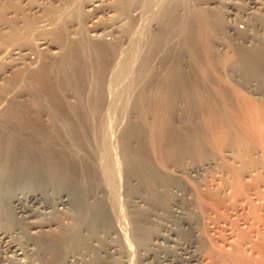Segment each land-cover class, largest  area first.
<instances>
[{
  "label": "rangeland",
  "instance_id": "374dc122",
  "mask_svg": "<svg viewBox=\"0 0 264 264\" xmlns=\"http://www.w3.org/2000/svg\"><path fill=\"white\" fill-rule=\"evenodd\" d=\"M209 1L177 0L175 8L181 7L177 15L180 12L182 24L173 19L172 29L162 31L159 24L167 23L165 17V22H160V13L170 0H0V161L4 163L0 185L9 184L11 192L21 188L37 193L51 186V196L63 190L73 198L55 210L26 211L22 214L26 218H19V213L15 216L10 210L9 198L2 197L0 231L3 227L15 230L17 225L27 230L31 222L50 223L46 232L56 240L57 233L75 224L81 205L79 197L73 196L76 185L73 180H62L58 172L65 174L72 161L68 155L74 154L81 159L83 174H89L86 189L89 191L94 184L89 182L91 173L100 181V210L111 213L114 224L123 227L130 243L129 264H159L164 256L171 259V264H186L187 250L198 257L187 264H237L232 258L239 250L232 222L243 230H255L260 224L253 217H264V172L258 173L262 181L248 188L251 201L228 188L233 179L231 168L251 169L259 160L250 128L255 115L250 111L255 103L264 108V96L246 86L241 65L245 57L249 60L248 54L251 56L247 49L264 41V0H227L222 4ZM157 32L166 39L155 45L152 41ZM94 45L108 47L104 49L107 53L102 52L104 60H96L99 57L92 49ZM160 111L166 112L165 125L158 123ZM194 137L198 139L193 143ZM129 155V160L145 161L164 172L165 185L158 183L157 190L148 191L139 179V168L131 172ZM207 161L215 163L200 173L192 172ZM103 166L112 175L114 196L107 193L111 181L103 182ZM46 172L54 176L49 187ZM252 174L256 181L258 176ZM68 175L77 179L76 164L72 165V175ZM130 184L132 190L127 189ZM181 186L186 188L183 202L178 203L183 209L172 207L178 209L177 214L168 207L174 200L178 202L176 194H181ZM221 187L226 190L221 192ZM133 194L145 197L146 203L140 207L154 217L155 224H150L148 233L163 231L174 238L156 241V255L150 253L146 260L144 246L131 232ZM50 198L45 196L27 205L38 207ZM187 215L201 219V240L191 247L188 241L193 240L181 228L182 217ZM100 226L96 225V234L112 241ZM18 230L10 240L27 239L25 232ZM260 237H264L262 232ZM44 243L30 246L36 251ZM244 245V254L251 253L253 264H259L255 262H259L260 252ZM4 247L0 241V253ZM101 254L87 259L94 257L93 264H118L107 252ZM51 257L39 252L30 260L47 264ZM222 257L228 261H222Z\"/></svg>",
  "mask_w": 264,
  "mask_h": 264
},
{
  "label": "bare ground",
  "instance_id": "6f19581e",
  "mask_svg": "<svg viewBox=\"0 0 264 264\" xmlns=\"http://www.w3.org/2000/svg\"><path fill=\"white\" fill-rule=\"evenodd\" d=\"M176 1L177 0H170L169 5L167 4L168 5L167 8L164 7L166 9L165 10L163 9L164 11H162V14L160 13L161 19L163 17V19L160 20V22H162V21L165 22L166 21V23H167V24H164V23H162V24L160 23L159 24V26L161 25L160 27H161L162 31L163 30L164 31H166V30L170 31L172 29L171 26L173 27V25H171V24H174V23H172V20L173 19H175V20L178 21L177 24H179V23L182 24L180 22V21H182V19L179 21V17H178V15H179L180 12L177 15V12L180 11L179 9L181 7L178 10H176L178 8V5H177V8H175V6L177 4ZM215 2L222 4V3H227V0H212V1H209V3H215ZM183 4H186V3L184 2ZM192 6H194V5H192ZM195 8H194V10L199 9V8H197V9H195ZM158 9H160V8H158ZM192 9H193V7H192ZM160 10H162V8ZM183 11H186V10H183ZM159 12H161V11H159ZM192 13L193 12H191L190 14H192ZM184 14L186 15V13H184ZM190 14H187V15L190 16ZM196 14L198 15L199 13L198 12L195 13V16H196ZM164 17L166 18L165 21H164V19H165ZM176 17H178V18L176 19ZM180 17L183 18L182 16H180ZM167 19H168V21L171 20V22L170 21L167 22ZM173 22H175V24H176V21H173ZM183 24H185V23H183ZM179 26H177V27H179ZM229 27H231V26H229ZM183 28H184V25H183ZM180 29H182V26H181ZM173 30H174V28H173ZM176 30H177V28H176ZM155 31H156V29H155ZM157 31H161V30L158 29ZM239 31H241V30L239 29ZM180 32H181V30H180ZM236 33H239L238 30L236 31ZM162 34H165V33H162ZM167 35H169V33ZM184 36L187 37V35L184 34L183 35V38H185ZM164 37H162V35H160L159 32H157L155 34L154 38H153L154 40L152 41L153 42L152 44H155V45L156 44H159L160 42H162V38H164ZM183 38H182L183 41L187 39V38L186 39H183ZM164 39H166V38H164ZM180 40H179V42H180ZM163 42H167V41H163ZM100 47L101 46H99V45H97V46L94 45V48L92 47V49H94V53L97 54V56L99 57L96 60H100L101 57L104 60V53H107V52H104V49H107L108 47L107 48H104V49H101ZM244 49H247V48L245 47ZM247 50H248V52H247ZM247 50H246V52L247 53H251V56L248 54L249 60L248 59L245 60L246 59V57H245V59L242 61L244 64L241 63V64H243V65H241L242 66V68H241L242 73L241 74H242V76L246 77V79L244 78L245 79L246 86L252 92L259 93V95L261 94V97H262V96H264V41L262 42V45H260V46L259 45H256V46L254 45L253 47H251L250 49H247ZM102 52H104V53H102ZM207 52H209V51H207ZM244 53H245V51H244ZM244 53H241V54H244ZM95 58H97V57H95ZM127 60H129V58ZM100 61H102V60H100ZM123 63H126V62H122V64ZM127 63H128V67H129V63L130 62L127 61ZM99 64H100V62H99ZM99 64L97 66L98 69H99ZM145 69H146V67H145ZM247 106H249V104ZM252 106H253L252 107V111H250L251 109L249 111L250 112H253L252 114H254L255 116L253 118H252V116H250L252 118L251 121H250L251 122V124H250L251 127L250 128L252 129V131L255 134L254 135L255 145L259 149V150L256 151V159L257 160L259 159V160L258 161L256 160L257 162L254 163L255 166L253 165L254 167H252L251 169L248 166H247L248 167L247 169H245V168L243 169L241 167L240 168L241 170L238 169V168L237 169H233V170H232V168H231V170L229 169L230 171H232L231 177L233 179H232V181H230L231 184L228 183L229 184L228 188L229 187L230 188H233L234 192L237 195L242 196L243 197V200H245V201L246 200L248 201L250 199L249 196H250L251 192L248 191L249 186H251L252 184L254 185L255 183L256 184L259 183L258 181H260L261 178L258 175V173L260 172L259 174H262L264 172V167L262 166V164L260 162V159L263 160L262 163L264 162V113H263V111H264L263 109L264 108L262 107V105H259V104H256V103H255V105H252ZM250 112L249 113L247 112V113L250 114ZM165 115H166V112H164V111H160L159 112V114H158V123H159V125H165V121H166L165 120ZM247 118H249V117H247ZM163 128H162V130H163ZM197 139L198 138H195L194 137L193 143L195 141H197ZM191 140L189 142H191ZM198 142H200V141H198ZM190 144H192V143H190ZM252 148H253V146H252ZM258 151H260V152H258ZM125 156H126V154H125ZM68 157H70V159L72 160L70 163L72 165H75L76 164L77 168L79 169V175L77 176V179H75V181H74V177L68 175V173H70L72 175V165L71 164L68 165V167H67L68 169H66L65 174H62L60 171H58V172L61 174L62 180L68 181L69 183H70V181L73 180L72 182H74L75 185H76V193L73 196L76 197V198L79 197V200L81 202V205L78 207V208H80V209H78L79 210V219H77V221L75 222V224H73V225L70 224L69 226H67L64 229V231H62L60 234L57 233L56 235H58L59 238H57L56 240H53L52 238L50 239V237H48L49 236L48 235L49 232L48 233L46 232V231H48V229L50 227V223L36 224V223L31 222V224L29 225L30 227H28V229L26 228L27 230H25L23 227H20L19 225H17V228L15 230H11L13 228H11V229L9 228L10 231L7 230V229H5L3 227V229L0 231V241L5 243V247L3 248V250L0 253V262L2 260V262H4L5 264L6 263L7 264H38V263H36V262L33 261V258H32V260H30V257L33 256V255L34 256L35 255H39V252H42L43 254L48 253V254H52L53 255V257H51L50 262H47V264H93L92 259L94 257L93 258L91 257L90 259H87V257H90L91 255H95L96 257L99 258L101 252L104 251V252H107V254H109V256L112 259L117 260L118 264H129V261H128V255H129L128 249H129L130 243L127 240L125 231L122 229L123 227H121L119 225L120 223L119 224H117V223L114 224L115 221H114L113 215H111V213H109L107 211L100 210V208L103 207V205H102V196L99 195L101 193V191H99L100 181L96 178L95 175H93V173H91V175H90L91 177H90L89 182H90L91 185L93 183L94 184L91 186L90 190L88 191V189H86V183H88L87 182V179L89 178L88 177L89 174H87V176L85 174H83V168L81 166V161H80L81 159H79L74 154H69ZM130 158L131 157L129 155L128 160H127V164L128 163L130 164L131 172H134L136 170V167L139 168L138 170L141 171L140 172L139 179L143 183H145V185H146L145 188L148 191H150L151 189L157 190V188L159 186L162 187V186L165 185V183L167 182V179H166L165 176H167V175L164 176V172L159 171L158 168L156 170V168H154L153 166H151L152 164H149V163H147L145 161L138 162V161H136L133 158L131 160H129ZM233 158H235V157L233 156ZM233 161H235V160L232 159L231 162H233ZM60 163L61 162H58V164H60ZM214 163L215 162H212V161H207L204 164H201L200 163L199 166H197V167H195V168H193L191 170H192V172L193 171L194 172H199L200 170L203 171L206 168L214 165ZM129 164H128V166H129ZM234 164H235V162H234ZM3 165H4V163L1 160L0 161V173L2 172L1 169H2V166ZM113 166H114V169L116 170L115 165H113ZM230 166H232V165H230ZM249 166H250V164H249ZM103 168H104L102 170L103 171V182L105 183L106 182L105 180L111 181L110 186H109L110 189L107 190V193L108 194H111L112 196H114L115 189H114V182L111 179V176L112 175L110 176V174L106 170V167L103 166ZM242 169H243V171H242ZM3 172H4V170H3ZM46 173H47L48 178H49V181L48 182L50 183V184H48L47 187H49L50 185L53 184L54 176H53V174L51 175L48 172H46ZM252 173H255L256 176H258V178H257L256 181L253 180L255 177L252 178L253 177V174ZM43 174L44 173H42L41 175H43ZM92 177H93V180H92ZM171 179H172V177H171ZM1 180H2V178L0 179V183H1ZM5 180H7L6 182L9 181V179H7V178ZM23 180H27V179L25 177H23ZM101 181H102V179H101ZM168 181H172V180L169 179ZM158 183H161V184L159 185ZM131 185L132 184H130L127 189H129V190L131 189L132 190V186ZM157 185H159V186H157ZM27 186H28V184H26V182H25L24 187H27ZM103 186H104V184H103ZM181 187L183 189V190L179 189V191L181 192V194L180 193H177L176 194V197H177L176 199L178 200V202L176 200H174L171 205L168 204L170 206L168 208H170V210L172 212H175L177 214L180 213L178 211V209H176V208L174 209L172 207L173 206L174 207H177L180 210L183 209V207L179 206V204H180L179 201L181 202L182 199L184 198L183 195L185 194L184 192H186V188L185 187L183 188V186H181ZM254 187H255V185H254ZM50 190H52L51 186H50V188H45L43 191H40V193H37L36 191H33V190H28V189L27 190H23L21 188H17L15 192L13 191L14 192L13 193V192H11L12 191V186H10L9 184H2V185H0V209L2 210L0 212L1 213L3 212V205H2L3 199H2V197L3 198L4 197H8L9 198V202H8L9 205L8 206H9L10 210L12 211V213L15 214V216L17 215V213L20 214L19 215V218H24L25 216L22 215V214L25 213L26 211L27 212H40V213H42V211L45 210V208H51L52 210L53 209L55 210L56 208H58L59 205H65V204H68V203H70V202L73 201V198L69 197L66 193H63L62 192L63 190L62 191H59V193L56 196H54V197L50 195V192H49ZM220 190H221V192H224L226 189H224V187H221ZM255 191L257 193V190H255ZM258 193H259V191H258ZM233 195H235V194H233ZM45 196L46 197L47 196L48 197H51L48 202L47 201H45L44 203L41 202L42 204L40 203V205H38V207H36V206L34 207L32 205L30 207V206L27 205V202H30V201L31 202H36V201H39L41 198H45ZM76 200H78V199H76ZM111 200H113V199L111 198ZM250 201H251V199H250ZM97 202H100V203L98 204ZM131 202H132V205L134 207L133 208L134 209L133 210V214H132L133 225H132L131 232L133 234V237H135L137 239V241L144 246L145 251H146V254H144L143 260H146V258L150 257L149 256L150 253H153V255H156V252L153 249V247L156 246V243H157L156 241L160 240V238H161V240H164V241L167 242V241H173L174 238L172 239L169 235L162 233L163 231L162 232H156V233H153L152 232L151 234L148 233L149 232V229L152 226H154L155 220H154V217H150V215H152V213L149 214L150 211L148 212L145 208L142 209L140 207V204L146 203V199H145V197L143 195L133 194L131 196ZM157 217H158V214H157ZM182 221H183V223H181V228L185 231L186 235H189V237H191V239L193 240L192 243L190 241H188L189 244H190V246H189V244L187 246L191 247L192 244L196 243V241L201 240V236L199 235V232H198V226H201L200 225L201 219H199V217H197V215H194L193 217L187 215L185 217H182ZM253 221L256 222V223H258V224H260V226H259V228L257 227V229L254 228L255 230L250 229L248 231L245 228H244V230H245L244 231L242 228H239V226L237 227L236 226V223H234V222H232L234 224V228L231 227L232 226L231 225L232 223L230 224L231 225L230 227L232 228L231 230H232L233 234H234V232H235V234H237L236 235L237 237L235 239L237 240V242H238L237 244L239 245V246L237 245L238 248H239V250H237V252H235L236 250H234V248H235V247H233L234 244H233V246L231 245V247H230V248H233L232 251H234L236 254L238 253L236 255L237 257L235 256V253H233L234 254L233 255L234 257H232L233 260L236 259V261L235 260L234 261L237 264H253V262H252V260H253L252 258L253 257L252 258L249 257V255L251 254V253L249 254V251L251 250V248L254 249L256 252H257V250L260 252V253L257 252L260 255V257H258V258H260V260L257 258V261L259 260V262H255V263L264 264V237H260L261 232H262V234H264L263 233L264 232L263 231V229H264V217H261L260 215L254 216L253 217ZM97 224L101 225L100 227H102L103 229H105L107 231L106 232L107 233L106 234V237H108L109 239L111 238L112 241H106L107 239H105V238L102 239L99 234H98L99 236L96 234V231L95 230H96V225ZM150 224H152L151 227H149ZM83 226H85L84 227L85 228L84 229L85 231H82L83 230L82 229ZM18 229L20 231L22 230L23 232H25V235H27L26 236V238H27L26 240H23L22 238H21L22 239L21 240V239H19L20 237H18L16 241L15 240H10V237L13 238L14 234L17 233L16 231ZM233 229H235V231H233ZM169 230H171V229H169ZM82 232H88V234L86 235V233L83 234ZM251 232L254 233V234L252 235ZM18 233H22V232H18ZM147 233H148V235H147ZM168 233H169V231H168ZM25 235H24V237H25ZM56 235L53 234L51 236H56ZM173 236H175V235H173ZM253 236L254 237L257 236L258 238L260 237V240L257 239L258 240L257 241L256 239H254ZM32 240H33V242L36 240L35 243L36 242L37 243L39 242L40 244L42 242H45L44 243L45 246L44 247L41 246L40 248L38 247L39 249L38 250L36 249V251H34V249H33L34 247L33 246H30L31 244L32 245H35V243H33ZM132 240H134V239H132ZM204 241H206V240L204 239ZM202 244H204V242ZM242 244H245L244 247L250 248V250L247 252L249 255H247L246 253L244 254V252L247 249H244L243 246H241ZM206 246H207V244H206ZM224 248H226V247H224ZM74 249H75V251H74ZM184 250H186V249H184ZM243 250H245V251H243ZM189 251H192V250H187L186 251V254L189 255V257L184 258L186 260V262L187 263H189V262L191 263V261H196L198 257L195 254H192ZM241 251H243V252H241ZM226 254L227 253H225V255ZM86 255H89V256H86ZM115 255H117V257H115ZM230 255H232V254L230 253ZM222 256H224V255H222ZM27 258H29V260ZM111 258H109V260ZM223 258L224 257H222V259ZM103 260H104V258H103ZM176 260H178V258ZM228 260H229V257H228ZM228 260H225V258H224V260H222V261H228ZM93 261L95 263L96 260H93ZM231 261H232V259H231ZM102 263H104V262L102 261ZM226 263H228V262H226ZM42 264H44V263H42ZM104 264H106V263H104ZM159 264H171V259H168L166 256H164L160 260ZM230 264H233V263L230 262Z\"/></svg>",
  "mask_w": 264,
  "mask_h": 264
}]
</instances>
